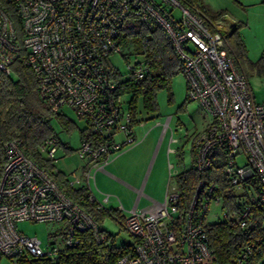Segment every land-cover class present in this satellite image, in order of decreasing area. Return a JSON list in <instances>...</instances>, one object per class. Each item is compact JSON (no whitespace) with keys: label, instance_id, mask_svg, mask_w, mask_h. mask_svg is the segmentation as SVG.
Returning <instances> with one entry per match:
<instances>
[{"label":"built area","instance_id":"1","mask_svg":"<svg viewBox=\"0 0 264 264\" xmlns=\"http://www.w3.org/2000/svg\"><path fill=\"white\" fill-rule=\"evenodd\" d=\"M136 22L146 29L162 28L182 60L187 98L196 100L211 117L193 141L194 167L207 170L213 165L210 153H223V174L240 205L230 214L222 212V217L246 227L251 211L264 209V103L255 101L247 74L228 52L222 20H208L197 3L0 0V70L9 73L15 60L24 62L36 78L38 96L50 110L70 106L85 120L84 134L75 149L84 164L63 174L65 184L84 188L80 198L101 212L110 195L96 187L95 172L104 170L137 140L132 114L123 107V94L116 95L118 81L124 78L121 74L116 80L114 72L120 71L104 63L110 54L121 51L118 36L122 26ZM127 68V78L135 82L147 72L143 59L128 63ZM61 147L54 133L37 145L47 165L34 161L17 138L0 147V255L13 263L19 258L57 259L86 236L96 243L109 239L101 224L50 173L61 172L54 166ZM239 157L242 163H238ZM214 190V184L199 179L180 224L175 186L170 192L169 185L166 187L163 201L127 210L122 214V226L133 237V244L113 264L212 262L204 216L211 203L222 206L221 199L213 196ZM116 209L124 210L119 201ZM27 220L63 222V227L60 236L50 234V242L42 247L37 237L18 229V222ZM262 249L264 241L259 239L246 244L234 264H246V258Z\"/></svg>","mask_w":264,"mask_h":264},{"label":"trees","instance_id":"2","mask_svg":"<svg viewBox=\"0 0 264 264\" xmlns=\"http://www.w3.org/2000/svg\"><path fill=\"white\" fill-rule=\"evenodd\" d=\"M186 1L197 3L196 0ZM198 5L208 20L221 19L223 12L208 13L200 4ZM118 42L120 45L128 42L135 43L136 53L142 55L147 66V72L140 81L135 82L126 77L118 81L117 85L116 95L131 94L126 102V107L132 114V125L134 126L137 122V99H141L145 110L157 111L156 92L161 88H168L171 77L178 72H183V62L166 33L160 27L146 29L140 23L123 25L119 32ZM236 44L239 46V54L230 45L228 52H233L245 71L240 60V55L246 58L245 49L239 39L236 40ZM11 65L15 66L10 69L9 73L0 70V147L5 141L17 138L21 140L26 153L34 161L40 165H47L38 153L37 145L44 138L54 133L51 124L53 118L68 128L71 126V122L59 111L50 110L45 102L40 99L37 93L36 78L24 62L15 60ZM247 66L256 74L264 75V53L255 62H248ZM114 74L115 79L119 80L121 73L114 72ZM186 99L189 100L187 96ZM84 131H80L81 137ZM199 132L194 134L190 142V164L174 176L176 191L179 194L176 203L179 224L182 223L188 211L199 179H203L207 185H215L213 196L221 199L222 206L220 208L223 212L230 214L240 205L234 187L223 174L224 155L220 150H214L210 153L213 158V165L209 169L201 171L194 167L193 141ZM49 171L65 192L86 208L99 224L105 214L122 224L123 215L116 207H108L101 212L94 210L88 202L80 198L82 194L85 195L84 188H70L65 184L62 171L60 173ZM262 223H264V209L260 208L251 211L248 225L244 228L238 227L229 217H221L216 222L205 223L207 245L212 262L214 264L236 263V259L246 244H250L256 239L264 241ZM132 244L133 242L116 243L110 234L108 241L104 243H96L91 237L86 236L82 243L68 249L66 254L57 259L19 258L14 264H113L116 258ZM262 255H264V249L246 258V264H257Z\"/></svg>","mask_w":264,"mask_h":264},{"label":"rangeland","instance_id":"3","mask_svg":"<svg viewBox=\"0 0 264 264\" xmlns=\"http://www.w3.org/2000/svg\"><path fill=\"white\" fill-rule=\"evenodd\" d=\"M197 3L206 9L208 13L223 12L221 20L224 24L223 29L227 34V42L238 54L239 46L236 44V40L239 39L242 42L246 58L240 55V60L248 76L254 99L256 102L264 103V75L256 74L254 70L247 66L248 62H255L264 53V0H197ZM141 60L142 55L135 51V43L128 42L121 45L120 52L110 54L104 64L107 68H117L121 72L122 78H126L128 76V63L132 64ZM14 66L10 65L9 68L12 69ZM130 97L131 94L123 96V107H126V102ZM156 100L157 111H147L143 108L141 99H137V122L133 126L137 139L136 143L123 149L111 161L116 163L122 155L128 152L137 153L143 161L142 168H144L142 174L140 171L137 187L144 180L143 192L152 198L161 200L168 180V163L169 170L173 174L168 183L170 192L171 187H176L174 173L187 167L190 163V142L194 134L204 129L211 117L196 100L186 99V81L183 72H178L171 77L168 88H161L156 92ZM59 113L70 120L71 126L68 128L55 118L51 121L53 132L62 143L54 166L62 172L68 173L81 163L75 149L79 145L80 131L86 126V122L78 117L70 106H63ZM167 117H170V119L168 127L165 128L167 131H165L163 130V123ZM170 135H172L170 146L175 152H170L167 156L166 150ZM122 137L123 135H118L117 139L120 140ZM64 146L68 149L65 154L62 152ZM237 161L242 163L243 158L239 157ZM129 170L127 169V171ZM96 173L95 182L98 184L100 192L111 195L110 200L104 204L105 207H117L118 201H120L124 207V210L120 213L125 215L126 210L132 206L137 193L132 189L124 188L122 183L111 177L104 178L101 172ZM118 175L126 180L131 178L128 177L129 173L125 171ZM96 197L100 198V195L96 194ZM150 202V199L142 196L139 199L137 208L141 209L149 205ZM222 212L220 207L211 203L209 211L204 216V222L213 223L218 221L222 217ZM100 224L106 233L114 237L116 243L133 242V237L123 228L122 224L107 214L100 220ZM262 226H264V223H262ZM17 227L26 235L37 237L41 241V246L45 247L52 238L50 234L57 233L56 235L60 236L63 222L27 220L18 222ZM262 262H264V255L259 258L257 264ZM0 264L14 263L8 257L0 255ZM208 264L214 263L208 262Z\"/></svg>","mask_w":264,"mask_h":264},{"label":"crops","instance_id":"4","mask_svg":"<svg viewBox=\"0 0 264 264\" xmlns=\"http://www.w3.org/2000/svg\"><path fill=\"white\" fill-rule=\"evenodd\" d=\"M197 1V0H196ZM165 131H167V130H165ZM171 131V130H170ZM171 137H172V135H170V140H169V142H168V144H167V150H166V155L168 156V154L170 153V152H175V150L173 149L172 150V148H171V146H170V144H171ZM64 149L62 150V152H64L63 154H65V152L68 150L67 148H65V147H63ZM170 148V149H169ZM176 151H177V149H176ZM78 157V156H77ZM180 157H181V155H180ZM79 158V157H78ZM191 158V157H190ZM80 159V158H79ZM81 160V163L79 164V166H82V164H84V161H83V159H80ZM167 160H168V157H167ZM110 163H112V161H110L104 168V170H98V171H96V172H101V174L103 175V177L104 178H113V179H115V180H117V181H119L120 183H122L123 185H124V188L126 187V188H129V189H132L133 191H135L136 193H137V195H136V198L134 199V201H133V203H132V206L130 207V208H132L134 205H135V208H136V210H140V209H138L137 208V206H138V202H139V199L142 197V196H145V197H147L148 199H150V204L149 205H147V206H145V207H143V208H141V209H144V208H146V207H149V206H151L153 203H156V202H161V201H163V199H164V194H165V191H164V194H163V197H162V199L161 200H157V199H155V198H152L151 196H149V195H147V194H145L144 192H143V186H144V180H142V182H141V184H140V186L139 187H137V183H138V181H139V177H140V171H141V174H142V172H143V170H144V168H142L143 167V161L138 157V155H137V153H130V152H128V153H126V154H124V155H122L120 158H119V160L116 162V163H112L110 166H108ZM190 164V163H189ZM171 165V164H170ZM78 166V167H79ZM120 166H123V167H120ZM167 168H168V171H169V173H168V180H167V183H166V187L168 186V183H169V181L171 180V178L170 177H172L173 176V174H171V170H169V163H168V166H167ZM185 168V167H184ZM127 169H130L131 171H132V175H131V171L129 170V171H127ZM182 170V169H181ZM181 170H179V171H181ZM127 172V173H129V175H128V177H131L130 179H128V180H126L125 178H123V177H121V176H119L118 174H122L123 172ZM179 171H177L176 173H178ZM95 172V175L97 174ZM176 173H174V175L176 174ZM95 175H94V179H95ZM112 181V180H111ZM95 184H96V182H95ZM98 184H96V187L98 188L99 186H97ZM166 187H165V190H166ZM99 189V188H98ZM100 191V190H99ZM102 192V191H101ZM97 194H99L100 195V193H97ZM109 194V193H108ZM110 195V194H109ZM101 196V195H100ZM110 198H111V195H110ZM118 199V198H117ZM120 202V201H119ZM121 203V202H120ZM121 205H122V203H121ZM122 207H123V205H122ZM129 208V209H130ZM123 209H124V207H123ZM128 209V210H129ZM126 210V209H125ZM126 212H127V210H126Z\"/></svg>","mask_w":264,"mask_h":264}]
</instances>
